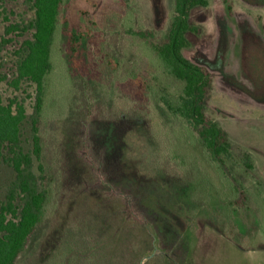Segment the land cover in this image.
Here are the masks:
<instances>
[{
    "label": "rangeland",
    "instance_id": "rangeland-1",
    "mask_svg": "<svg viewBox=\"0 0 264 264\" xmlns=\"http://www.w3.org/2000/svg\"><path fill=\"white\" fill-rule=\"evenodd\" d=\"M26 1L2 4L0 34L9 22L33 16ZM207 1L189 12L193 29L183 54L211 72L205 113L234 154L251 156L253 172L236 159L229 174L219 171L191 124L155 100L162 86L177 95L180 83L157 64L146 66L150 46L133 32L164 39L173 0H64L60 24L91 30L87 51L98 87L90 90V111L82 110L72 97L58 31L40 125L50 193L14 264H72L75 251L85 249L101 264H264V0H229L230 10L222 0ZM30 35L11 34L1 52L7 77L0 94L17 97L27 113L34 85L13 87L12 52ZM22 132L27 148V123ZM12 178L0 163V198ZM165 179L191 183L195 193L178 195ZM210 180L227 195L228 209L218 195L204 201ZM232 184L243 193L239 203Z\"/></svg>",
    "mask_w": 264,
    "mask_h": 264
},
{
    "label": "trees",
    "instance_id": "trees-1",
    "mask_svg": "<svg viewBox=\"0 0 264 264\" xmlns=\"http://www.w3.org/2000/svg\"><path fill=\"white\" fill-rule=\"evenodd\" d=\"M5 1L10 0H0V8ZM26 2L33 16L26 22H9L4 26L3 34H0V83L7 77L1 71V52L13 41L11 34L22 36L30 32V37L23 39L12 52L15 74L11 84L16 89L22 81L34 85L30 113L26 112L24 102L18 101L17 97L4 100L0 94V163L13 171V178L5 185L3 197L0 198V264H14L25 250L44 217L49 198V185L42 164L40 125L47 92V77L52 68V46L58 31L62 43L65 44L64 58L69 68L72 97L83 107L82 110L90 111L93 101L90 90L98 87L90 74L87 51L91 38L90 28H69L64 20L60 24L64 0ZM222 2L230 10L229 0ZM207 3V0H173V14L164 39L152 40L141 31L133 33L142 35L150 46L146 66L153 69V65L157 64L163 75L180 83L177 95L162 86L156 91L155 100L162 103L172 114L191 124L192 130L197 134L198 145L207 151L209 159L219 171L229 174L228 167L231 162L238 160L246 171L253 172L251 156L247 152L234 154L222 128L205 113V99L212 80L211 72L183 54L188 46L186 33L193 29L189 23V12L193 7L205 6ZM85 15L88 13L85 12ZM136 77L139 81L140 76ZM25 123L30 131L28 139L26 137L29 142L27 148L22 132ZM35 161L38 162V171L35 170ZM165 180L173 185V191L178 195L191 197L195 193L191 183ZM204 186L202 197L205 202L211 203L218 195V203H225L228 209V197L220 188L217 189L214 181L210 180ZM232 187L238 191L234 202L239 203L243 200V193L237 185L232 184ZM229 190L231 192L232 189ZM71 262L101 264L86 249L83 252L75 251ZM175 263L179 264L178 261Z\"/></svg>",
    "mask_w": 264,
    "mask_h": 264
}]
</instances>
